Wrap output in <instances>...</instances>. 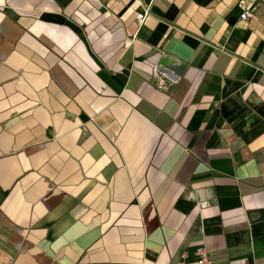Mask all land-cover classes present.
I'll list each match as a JSON object with an SVG mask.
<instances>
[{
	"label": "crops",
	"instance_id": "1",
	"mask_svg": "<svg viewBox=\"0 0 264 264\" xmlns=\"http://www.w3.org/2000/svg\"><path fill=\"white\" fill-rule=\"evenodd\" d=\"M239 1L0 0V264H264V13Z\"/></svg>",
	"mask_w": 264,
	"mask_h": 264
},
{
	"label": "built area",
	"instance_id": "2",
	"mask_svg": "<svg viewBox=\"0 0 264 264\" xmlns=\"http://www.w3.org/2000/svg\"><path fill=\"white\" fill-rule=\"evenodd\" d=\"M238 8L241 11L240 19L241 20H248L254 17L255 11L258 9H261V11L264 13V0H240L238 2ZM147 17V11L138 13L135 16V24L137 27V30L143 26L145 19ZM129 44H125V47H128ZM158 70V68L155 69V73ZM158 73V72H157ZM156 85L159 89L165 90L167 89V79L163 74H160L157 76ZM207 203L203 202L200 203L199 209H205L207 207ZM193 255L195 257V263L194 264H213V261L209 257V252L204 246L197 247L193 251ZM185 254L181 256L179 261H177L175 264H187L185 262L186 259Z\"/></svg>",
	"mask_w": 264,
	"mask_h": 264
}]
</instances>
